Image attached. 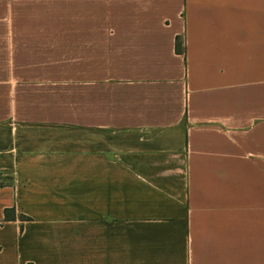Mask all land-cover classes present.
<instances>
[{
	"label": "crops",
	"instance_id": "obj_1",
	"mask_svg": "<svg viewBox=\"0 0 264 264\" xmlns=\"http://www.w3.org/2000/svg\"><path fill=\"white\" fill-rule=\"evenodd\" d=\"M29 263L264 264V0H0V264Z\"/></svg>",
	"mask_w": 264,
	"mask_h": 264
},
{
	"label": "trees",
	"instance_id": "obj_2",
	"mask_svg": "<svg viewBox=\"0 0 264 264\" xmlns=\"http://www.w3.org/2000/svg\"><path fill=\"white\" fill-rule=\"evenodd\" d=\"M177 49L178 50H181V45H180V42L179 41H177ZM29 264H31V263H29Z\"/></svg>",
	"mask_w": 264,
	"mask_h": 264
}]
</instances>
